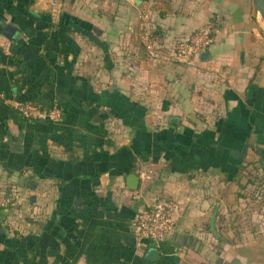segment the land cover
<instances>
[{"label": "crops", "instance_id": "0c3cea01", "mask_svg": "<svg viewBox=\"0 0 264 264\" xmlns=\"http://www.w3.org/2000/svg\"><path fill=\"white\" fill-rule=\"evenodd\" d=\"M44 1L28 8L53 21L66 12L83 29L61 31L70 51L46 71L41 98L60 103V118L6 116L0 132V185L19 195L0 209V264H264V189L254 197L248 181L264 186V25L253 1ZM207 20L219 24L207 57L176 60L175 41ZM12 28L0 46L24 54ZM28 62L31 78L46 70ZM158 194L176 198L173 228L157 245L137 241L134 214Z\"/></svg>", "mask_w": 264, "mask_h": 264}, {"label": "trees", "instance_id": "16d2710c", "mask_svg": "<svg viewBox=\"0 0 264 264\" xmlns=\"http://www.w3.org/2000/svg\"><path fill=\"white\" fill-rule=\"evenodd\" d=\"M29 5H31V0H0V31L10 37L12 27L16 25L19 33H22L18 41L29 48L24 49V54H20L15 50L5 52L0 46V132L3 133H6V116L14 117L16 121H51L48 118L24 117L15 106L6 102L8 99L30 102L43 110L56 107L61 116L60 103L52 100L44 101L41 93L48 89L46 76L51 62L56 58H65L70 51L62 47L60 41L63 38L59 34L69 26V23L80 31L83 29L82 21L66 12L61 13L58 19L53 21L49 10H40L38 14H34L29 11ZM4 14L9 16L8 22H4ZM50 28L55 31L49 30ZM29 59L38 61L41 68L46 70L31 78L28 73ZM7 147L11 150L9 144ZM260 155L261 162L264 163L263 153L260 152ZM248 181L252 185L251 192L254 197L260 195L264 189L262 181L250 178ZM0 190L13 191L16 189L11 185H0Z\"/></svg>", "mask_w": 264, "mask_h": 264}, {"label": "built area", "instance_id": "2783aa9c", "mask_svg": "<svg viewBox=\"0 0 264 264\" xmlns=\"http://www.w3.org/2000/svg\"><path fill=\"white\" fill-rule=\"evenodd\" d=\"M56 1L49 0L50 4H54ZM218 31L217 21H205L188 35L175 41L172 56L178 61L192 62L200 52L211 44ZM140 38L146 49H151L155 45L154 34L144 24L140 26ZM8 100L26 118H48L51 121H57L60 118L59 110L56 107L43 110L30 102ZM18 200L19 195L14 190H0V209L14 206ZM175 205L176 198L174 196L158 194L151 202L138 208L134 214V232L137 241L147 239L152 245H157L164 240L174 225L172 212Z\"/></svg>", "mask_w": 264, "mask_h": 264}, {"label": "water", "instance_id": "95a60500", "mask_svg": "<svg viewBox=\"0 0 264 264\" xmlns=\"http://www.w3.org/2000/svg\"><path fill=\"white\" fill-rule=\"evenodd\" d=\"M253 1V6H254V9L256 10V13L258 14L259 18L261 19V21L263 22L264 24V0H252ZM30 12L34 13L35 14V11L32 10V9H29ZM198 57L200 59H205L207 57V51L206 50H203L202 52H200L198 54ZM17 144H11V147H16ZM137 175L135 173H128L127 174V177H126V181L129 182L128 184V187L129 188H134L137 184ZM213 216H214V211L212 212L210 218H209V227H210V230L212 232H214V229H213ZM156 253V250L155 248H151L149 250H147V253L146 255L149 256V257H153V255Z\"/></svg>", "mask_w": 264, "mask_h": 264}, {"label": "rangeland", "instance_id": "374dc122", "mask_svg": "<svg viewBox=\"0 0 264 264\" xmlns=\"http://www.w3.org/2000/svg\"><path fill=\"white\" fill-rule=\"evenodd\" d=\"M41 5V4H40ZM45 7H49V8H51V7H57L58 6V2L56 1L54 4H50V2H49V0H45L44 1V4H43ZM264 25V24H263Z\"/></svg>", "mask_w": 264, "mask_h": 264}]
</instances>
